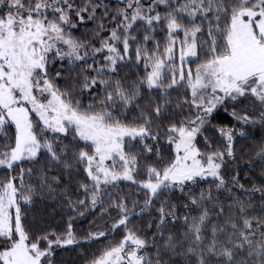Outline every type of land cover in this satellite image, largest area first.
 Wrapping results in <instances>:
<instances>
[{
    "label": "snow or ice",
    "instance_id": "obj_1",
    "mask_svg": "<svg viewBox=\"0 0 264 264\" xmlns=\"http://www.w3.org/2000/svg\"><path fill=\"white\" fill-rule=\"evenodd\" d=\"M123 5L108 27L101 0H0V169L9 172L0 179V264H54V246L107 235L90 231L78 238L71 222L60 234L26 230L22 206L43 193L57 198L64 176L76 180L83 197L73 202L67 189L61 192L73 212L83 217L100 209L111 217L113 209L110 229H124L90 264H264V164L261 183L247 188L239 172L226 175L239 159L235 129H218L222 147L203 136L218 109L238 102L248 101L253 111L233 109L238 122L264 125V0ZM89 21L94 31L77 36ZM57 62L60 69L65 62L70 72L79 69L75 85L56 83L63 75L51 71ZM130 64L142 66L144 75L121 78V67ZM86 93L93 97L87 104ZM69 136L71 146L63 142ZM162 137L174 145L168 160L160 152ZM257 147L264 162V143ZM121 182L137 185L143 204L114 193ZM201 182L209 183L194 194L192 186ZM220 190L229 202L213 195ZM177 192L186 200L179 204L187 213L182 217L170 199ZM152 211L156 223L146 230L133 223ZM176 220L185 231L165 235Z\"/></svg>",
    "mask_w": 264,
    "mask_h": 264
},
{
    "label": "trees",
    "instance_id": "obj_2",
    "mask_svg": "<svg viewBox=\"0 0 264 264\" xmlns=\"http://www.w3.org/2000/svg\"><path fill=\"white\" fill-rule=\"evenodd\" d=\"M102 4L107 7L108 18L104 20L105 24L108 27L113 25L109 23L111 16L121 7H123V2L119 0H101ZM103 9H97V13L100 14ZM118 22V21H117ZM96 27V24L92 21L87 22L85 25H82L80 28L75 30V34L81 38L86 35H90ZM107 35V33H103ZM157 39L161 38L163 33L158 32ZM151 46V45H150ZM82 63V62H81ZM69 65L67 62L64 64V68H59V62L52 66V73L56 70L63 72V75L56 80V83L63 89L68 88L70 85H75V77L79 69L75 71H69ZM144 70L142 66H132L131 64L125 67H121L119 76L121 78L127 77L131 80H135L137 76H143ZM183 95V90L179 92H174L172 95L173 104L177 101L179 97ZM82 103H89L92 101L93 97L84 94L82 97ZM227 110L225 111L223 107L218 109L214 113L213 118H211V126H206L203 136L208 137V140L215 147L223 146V139L219 135L218 129L221 127H231L235 129V142L234 150L236 152L238 162L233 165L229 163L228 173L226 175H231L234 172H239L241 183L245 184L247 188H251L253 183H261V170L262 164L264 162L259 161L256 158V151H258V145L264 143V125L261 124H243L238 122L235 117L231 115L233 109L238 113L244 114L247 112L248 115L252 116L253 111L249 110V105L247 102H238L234 104H227ZM179 112L178 109L174 110ZM35 118V117H34ZM258 119V116L256 117ZM9 137H12L14 128L7 129ZM243 132L244 135L241 136L239 133ZM63 142L72 145L73 141L71 137H64ZM198 145L201 149H204V139L203 137H198ZM5 140L3 137H0V150L3 149ZM139 147V146H137ZM159 148L161 155L164 156L165 160L170 159L174 154V145H170L165 142L162 137L159 142ZM155 158L153 157V160ZM249 161L253 163L249 164ZM152 162V161H149ZM44 161H40L39 167H42ZM25 167L32 166L30 162H24ZM16 172H19V169H16ZM9 175V172L4 169H0V179H5ZM79 178L83 179V172L79 173ZM143 178V177H140ZM70 177L64 176L62 178L63 183L60 187L57 188L55 199L47 198V193L42 195L44 199L37 198L36 202L32 206H22V223L24 224L26 230H29L32 234H42L45 232H53L60 234L67 229V225L71 222L73 226V231L77 234V237H83L87 235L90 231H105L107 235L98 240L84 241L81 239V242L75 245L66 246V247H55L54 246V256L52 257L54 264H90V261L94 258H98L103 250L108 247L110 244L118 243L124 235V229L118 228L114 231L110 229V225L113 223V220L116 218V212L113 209H109L112 213V216L109 217L107 214H102L100 209L96 211H87L83 217L78 216L71 208L68 207L67 201L65 199L59 198L61 192L64 189H67L72 196L73 202L77 199L83 198L82 194L78 191L76 187V180L73 179L71 183H68ZM209 182H201L199 185L192 186V192L194 194H199L200 191H203ZM237 194H241L240 190L233 189ZM114 193H119L128 200L135 199L139 201L140 204H143L144 195L141 192L137 185L130 184L129 182H121L119 187L113 189ZM214 196H218L221 201H227L229 193L224 190L220 192L213 193ZM170 199L177 203L178 211L177 215L183 216L186 211L179 207L181 202H186L185 197L181 193H174L170 196ZM256 199H259V194L256 195ZM139 208H137V212ZM156 213L154 211L144 213L141 216L133 217V223L136 224L142 231L146 230L147 223H156L155 220ZM151 218V219H150ZM99 226V227H97ZM152 232L155 229L151 230ZM185 231L183 227L182 220H176L174 223H169L165 235L168 233H173L180 235ZM43 246V242H42ZM154 249H150V252L154 254Z\"/></svg>",
    "mask_w": 264,
    "mask_h": 264
},
{
    "label": "rangeland",
    "instance_id": "obj_3",
    "mask_svg": "<svg viewBox=\"0 0 264 264\" xmlns=\"http://www.w3.org/2000/svg\"><path fill=\"white\" fill-rule=\"evenodd\" d=\"M119 1H122L123 2V0H119ZM244 102H247L248 103V101H244ZM35 119V118H34Z\"/></svg>",
    "mask_w": 264,
    "mask_h": 264
}]
</instances>
